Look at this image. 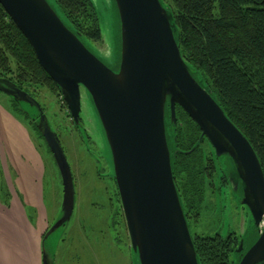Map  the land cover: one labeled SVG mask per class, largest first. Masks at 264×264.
I'll use <instances>...</instances> for the list:
<instances>
[{
	"label": "water",
	"instance_id": "obj_1",
	"mask_svg": "<svg viewBox=\"0 0 264 264\" xmlns=\"http://www.w3.org/2000/svg\"><path fill=\"white\" fill-rule=\"evenodd\" d=\"M113 1L120 20L117 70L86 47L56 4L0 0V5L31 46L41 69L59 88L78 129L81 89L89 96L109 147L110 177L138 264H199L174 182L172 158L178 150L172 153L167 139V124L173 134L176 128L177 107L200 130L199 142L205 138L210 143L238 206L245 208L256 229V241L237 264H264V173L254 149L183 59L174 19L164 1ZM0 93L35 124L61 179L59 214L41 242L42 264H55L56 253L48 256L44 244L72 219L76 201L72 171L39 103L8 79L0 78ZM241 251L242 239L234 253Z\"/></svg>",
	"mask_w": 264,
	"mask_h": 264
},
{
	"label": "rangeland",
	"instance_id": "obj_2",
	"mask_svg": "<svg viewBox=\"0 0 264 264\" xmlns=\"http://www.w3.org/2000/svg\"><path fill=\"white\" fill-rule=\"evenodd\" d=\"M47 1L55 6V0ZM92 4L98 16L102 41L85 40V45L105 65L117 70L120 20L116 5L113 0H92ZM37 94L36 101L56 132L70 165L76 194L70 223L63 231L52 233L44 244L47 255L56 253L55 264H138L136 255L130 250L118 192L110 177L113 167L109 147L89 96L81 89L80 127L77 131L61 95L49 88H38ZM23 108L28 112L31 110L29 106ZM16 109L10 99L0 93V152L10 194L8 201L0 187L1 215L10 213L16 199L15 205L25 206L28 216L33 215L34 222H28L27 228L36 230L43 237L59 214L61 179L51 157L44 154L43 143L40 142L42 149L38 148L35 133ZM202 149L210 157L214 170L204 189L200 216L189 221L191 235L213 237L219 233L226 236L230 231L238 241L247 238L252 242L257 232L246 216L247 211L243 207L238 209L228 184L220 193V185L225 184L226 179L222 166L212 158L209 146L202 145ZM219 177L223 184L218 183ZM15 178H18L16 183ZM7 225L4 218L0 220V230L4 233ZM0 264H6L1 255Z\"/></svg>",
	"mask_w": 264,
	"mask_h": 264
},
{
	"label": "trees",
	"instance_id": "obj_3",
	"mask_svg": "<svg viewBox=\"0 0 264 264\" xmlns=\"http://www.w3.org/2000/svg\"><path fill=\"white\" fill-rule=\"evenodd\" d=\"M163 1L174 19L175 37L183 59L212 92L228 119L247 138L264 173V0ZM55 4L76 35L84 41L101 43L98 16L91 0H55ZM0 78L8 79L35 100L39 97L38 88H49L61 95L1 5ZM10 101L28 121L38 148L44 146V154L53 161L35 124L14 101ZM176 118L174 134L170 123L167 128L176 138L172 149V153L178 150L172 158L173 176L189 227V221L200 216L204 189L209 185L214 166L211 159H203L198 148L191 151L200 132L178 107ZM53 164L56 166L54 161ZM6 183L0 158V187L9 201ZM25 213L28 220L34 222L33 215L28 216L26 209ZM192 239L199 264L238 263L234 253L238 239L234 233L226 236L218 233L213 237L194 235Z\"/></svg>",
	"mask_w": 264,
	"mask_h": 264
},
{
	"label": "crops",
	"instance_id": "obj_4",
	"mask_svg": "<svg viewBox=\"0 0 264 264\" xmlns=\"http://www.w3.org/2000/svg\"><path fill=\"white\" fill-rule=\"evenodd\" d=\"M1 164L3 172L7 181V171L4 167V158L0 152ZM30 161V160H29ZM16 173V172H15ZM12 179L10 178V182ZM18 178H15L16 183ZM23 202V201H22ZM14 199L8 215H1L2 209L0 208V220L5 219L8 223L4 229V233L0 230V255L2 261L6 264H42V238L40 234L33 229L27 228L28 220L24 206L15 205ZM29 225V224H28Z\"/></svg>",
	"mask_w": 264,
	"mask_h": 264
},
{
	"label": "flooded vegetation",
	"instance_id": "obj_5",
	"mask_svg": "<svg viewBox=\"0 0 264 264\" xmlns=\"http://www.w3.org/2000/svg\"><path fill=\"white\" fill-rule=\"evenodd\" d=\"M167 113H168V111L166 110V116H167ZM196 126V125H195ZM197 127V126H196ZM166 128H167V126H166ZM198 129V128H197ZM199 130V129H198ZM199 132H200V130H199ZM200 135H201V132H200V134H199V137H198V140H197V142H196V144H198V142H199V139H200ZM167 139H168V145H169V149H170V151L171 152H173L172 151V149H173V143H174V139H173V137H172V135L170 134L169 136H167ZM171 139V140H170ZM202 145H207V146H209L211 149H212V158L214 159V160H216L217 158L216 157H214L213 156V153H214V150H213V148L211 147V145H210V143L204 138V139H202L200 142H199V144H198V146L197 147H195V149L196 148H198L199 150H200V152L202 153V157H203V159L205 160V161H207V158L209 159L210 157H208L206 154H205V152H204V150L202 149ZM193 147V148H194ZM194 149V150H195ZM218 160V159H217ZM219 161V160H218ZM220 163V162H219ZM223 173H224V175H225V177H226V179H227V181H228V176L225 174V172L223 171ZM226 179H224V181H225V184H223V180H222V182H221V178L219 177L218 178V183L219 184H223V185H220V193H222L224 190H225V187L227 188L228 187V185H229V181H228V183H226ZM228 184V185H227ZM230 186V185H229ZM238 194H240V193H238ZM236 202V201H235ZM237 204V203H236ZM238 206V205H237ZM238 209H241V207L239 208V206H238ZM243 209H244V207H243ZM240 211V210H239ZM244 213H246L245 211H244ZM228 233H232V232H228ZM237 237V236H236ZM241 239H239V241H240ZM248 239L247 238H245V239H243V241H242V251H241V253H235L236 254V258H238V260L242 257V255L254 244V242L256 241V237H255V239L252 241V242H250L249 240L247 241ZM239 241L237 242V247H238V243H239ZM247 241V242H246ZM237 247L235 248V251L237 250Z\"/></svg>",
	"mask_w": 264,
	"mask_h": 264
},
{
	"label": "bare ground",
	"instance_id": "obj_6",
	"mask_svg": "<svg viewBox=\"0 0 264 264\" xmlns=\"http://www.w3.org/2000/svg\"><path fill=\"white\" fill-rule=\"evenodd\" d=\"M41 68V67H40Z\"/></svg>",
	"mask_w": 264,
	"mask_h": 264
}]
</instances>
